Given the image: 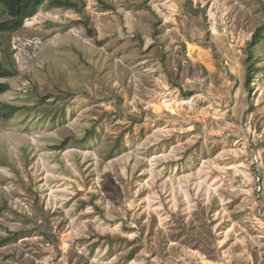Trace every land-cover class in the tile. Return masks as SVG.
Returning a JSON list of instances; mask_svg holds the SVG:
<instances>
[{
    "label": "rangeland",
    "instance_id": "rangeland-1",
    "mask_svg": "<svg viewBox=\"0 0 264 264\" xmlns=\"http://www.w3.org/2000/svg\"><path fill=\"white\" fill-rule=\"evenodd\" d=\"M49 1L0 34V264H264V0Z\"/></svg>",
    "mask_w": 264,
    "mask_h": 264
},
{
    "label": "trees",
    "instance_id": "trees-1",
    "mask_svg": "<svg viewBox=\"0 0 264 264\" xmlns=\"http://www.w3.org/2000/svg\"><path fill=\"white\" fill-rule=\"evenodd\" d=\"M35 0H0V5L4 7L7 13V18L0 20V34L11 32L20 28L25 20L24 12L30 8ZM49 5L52 7H76L78 2L74 0H50ZM264 40V26L259 27L253 34L249 46L247 48V86L251 88V83L253 81V63L251 60L253 58V53L255 47ZM15 69L10 66H6L0 59V78H9L14 76ZM11 88L10 83L7 81L0 80V94L8 91ZM18 107L10 105L9 103H0V117L6 119L12 118L18 111ZM68 140L63 141L57 147L62 148L67 144Z\"/></svg>",
    "mask_w": 264,
    "mask_h": 264
}]
</instances>
